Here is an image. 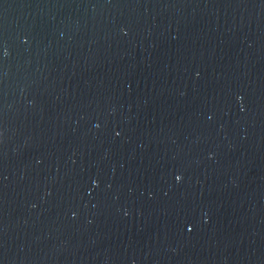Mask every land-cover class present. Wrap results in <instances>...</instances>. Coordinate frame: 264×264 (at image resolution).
Instances as JSON below:
<instances>
[{
    "label": "water",
    "instance_id": "95a60500",
    "mask_svg": "<svg viewBox=\"0 0 264 264\" xmlns=\"http://www.w3.org/2000/svg\"><path fill=\"white\" fill-rule=\"evenodd\" d=\"M0 264H264V0H0Z\"/></svg>",
    "mask_w": 264,
    "mask_h": 264
},
{
    "label": "snow or ice",
    "instance_id": "6c2138e0",
    "mask_svg": "<svg viewBox=\"0 0 264 264\" xmlns=\"http://www.w3.org/2000/svg\"><path fill=\"white\" fill-rule=\"evenodd\" d=\"M238 99H239V98H238ZM115 135H116V136H119L120 133H119V132H116ZM175 179H176L177 181H180V180L182 179V177H181L180 175H176V176H175ZM92 183H93V184H97L98 182H97V180L94 179V180H92Z\"/></svg>",
    "mask_w": 264,
    "mask_h": 264
}]
</instances>
